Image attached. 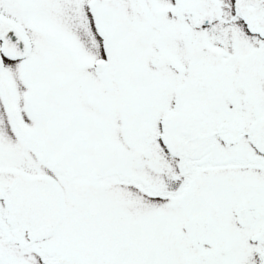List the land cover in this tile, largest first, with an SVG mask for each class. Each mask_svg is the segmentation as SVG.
Wrapping results in <instances>:
<instances>
[{"label":"snow or ice","instance_id":"snow-or-ice-1","mask_svg":"<svg viewBox=\"0 0 264 264\" xmlns=\"http://www.w3.org/2000/svg\"><path fill=\"white\" fill-rule=\"evenodd\" d=\"M0 264H264V0H0Z\"/></svg>","mask_w":264,"mask_h":264}]
</instances>
